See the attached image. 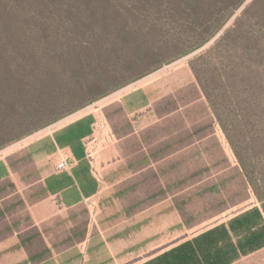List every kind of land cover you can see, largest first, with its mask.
I'll return each mask as SVG.
<instances>
[{
  "label": "rangeland",
  "instance_id": "1",
  "mask_svg": "<svg viewBox=\"0 0 264 264\" xmlns=\"http://www.w3.org/2000/svg\"><path fill=\"white\" fill-rule=\"evenodd\" d=\"M138 3L136 0H0V14H15L18 24L27 25L26 30L32 33L27 48L32 53L36 49L49 52L36 63L30 61L33 72L28 75V81L33 83L29 90L32 93L15 92V96L6 98L5 105L0 102V141L13 139L63 112L78 109L66 118L90 115L93 119V132L85 144L93 168L105 181L104 187L110 195L104 203L127 209L129 217L145 209L151 220L172 219L177 213L188 225L201 227L253 202L262 206L190 64L217 44L218 48L210 51L197 66L203 79L210 81L212 75L230 73L233 61L238 62L234 55L243 56L245 65L249 66L245 75L249 81L242 83H246V89L259 85L264 100V59L260 62L255 55L261 46L259 40L264 38V0H244L207 43L150 72L145 71L152 60L138 61L146 49L160 46L159 54L153 59L160 60L187 43L181 45L176 41V32H182L179 23L167 20L170 24L160 29L150 27L148 21L155 13L146 10L140 13ZM68 20H74L76 25L87 22L88 26L76 28ZM106 23L111 29L101 28ZM39 38L41 42L36 44ZM87 42L92 44L89 46ZM78 43L81 45L77 46ZM166 44L169 49H165ZM241 51L247 54L244 56ZM25 54L32 55L21 52L19 59L27 62ZM208 61L211 63L206 64ZM138 75L143 76L100 96ZM231 87L228 85L226 94L233 98ZM94 97L98 98L87 102ZM250 130L248 127L244 131L248 137L246 148L251 162L259 169L264 166V142L252 141ZM29 136L11 140L0 149V173L4 171L2 161H6L10 170L5 184L9 191H16L7 201L16 204L18 199L23 201L19 214L24 220L25 204L41 196L34 192L40 185L27 186L36 174L27 152L12 151ZM86 204L92 206L93 201ZM123 216L125 212L115 220L122 224ZM53 232L52 240L56 242L64 238L68 229L64 225ZM55 247L56 252L63 245L55 243ZM62 258L55 256L54 264H65Z\"/></svg>",
  "mask_w": 264,
  "mask_h": 264
},
{
  "label": "crops",
  "instance_id": "2",
  "mask_svg": "<svg viewBox=\"0 0 264 264\" xmlns=\"http://www.w3.org/2000/svg\"><path fill=\"white\" fill-rule=\"evenodd\" d=\"M92 132L90 115L65 117L17 144L12 152L25 150L36 173L27 186L40 185L34 192L41 196L25 204V220L19 214L23 201H7L16 191L5 184L10 168L2 161L0 264H54L55 256L65 264H264V212L258 202L201 227L177 213L151 220L146 209L129 217L127 209L105 204L110 195L85 144ZM62 160L68 167L57 170ZM124 212L119 224L115 219ZM64 225L68 232L54 242L53 229ZM55 243L63 245L56 252Z\"/></svg>",
  "mask_w": 264,
  "mask_h": 264
},
{
  "label": "trees",
  "instance_id": "3",
  "mask_svg": "<svg viewBox=\"0 0 264 264\" xmlns=\"http://www.w3.org/2000/svg\"><path fill=\"white\" fill-rule=\"evenodd\" d=\"M136 1L139 2L137 5L140 13L145 10L149 12V14L155 13L151 21H148L150 27H158L160 29L161 26L170 24L171 20L174 23H179L177 25L182 27V32H176V41L181 45H186L184 43H187L184 48L183 46L177 48L175 53L170 55V57L165 56L164 59L160 60H153L155 56L159 54L161 50L160 46L157 47V49L153 47L146 49L144 56L142 55L139 57L138 61L147 59L150 62L152 60V63H148V67L145 71L150 72L173 59L176 60L183 55L190 52L192 53L207 43L244 0ZM131 11L133 13L136 12L134 9H130V12ZM169 15L173 17H168ZM167 20H170V22L167 23ZM68 23L76 28H80V26H88L87 22H81L76 25L74 20H68ZM106 25L107 26L101 25V28L104 30L111 29L109 24L106 23ZM22 26L21 22L18 24L15 14H0V102H2L3 105L6 104V98H8V96L11 94L12 96L16 95L15 92H18L17 95L32 93L29 92V90L30 85L33 83L28 81V75L33 72V64H31L30 61L32 60L36 63V61L38 62L44 59V55L49 54L46 49V52H40L36 49L32 53L27 48L28 42L31 41L33 35L26 30L27 25H25V27ZM43 39L47 43V35L44 34ZM40 40V38L37 39L36 44H40ZM259 43L261 46L255 50V55L261 62L264 59V38H262L261 42L259 40ZM87 44L90 46L92 43L87 42ZM79 45H81V43L77 44V46ZM167 45L168 44L165 45V49H169L170 46ZM24 47L28 50L24 49ZM216 48H218L217 44L210 47L207 52L197 57L196 60L190 64V69L210 104V109L220 125L219 127L227 138L230 148L233 151L250 188L258 200L261 201V209L264 212V166H260L261 168L257 169V165L251 162L246 148L248 137L247 134L244 133V131L250 127L252 130V141L264 142V100L260 96L261 87L257 85L252 87L249 86L248 89L245 88L247 85L242 82H244V80L247 82L249 81L245 77L246 70L249 66L245 65L246 63L243 56H238L237 58V55H234V57L238 62L233 61V65L230 67V73L223 76L221 74L212 75L210 81L203 79V76L197 69V66H200L198 63L202 60L204 61L206 56L210 54V51L213 52ZM21 52L32 54L30 57L25 54L26 61L28 60L27 62L19 59ZM245 52L246 51H241V53H244V56L247 54ZM210 63L211 61H208L206 64ZM36 73L38 72L36 71ZM141 76L143 75H138L130 81L122 82L102 93L100 96L124 87L129 82L136 80ZM237 82H241V84ZM228 85H230V87L231 85H234L231 87L230 91L233 98L230 97V94L229 96L226 94V91L229 92ZM95 98L98 97L91 98L87 102L94 101ZM77 110L63 112L61 115L53 117L48 123L38 128L30 129V131L22 133L13 139L0 141V149L11 142V140H18L21 136L32 135L33 133L49 126V124L56 123Z\"/></svg>",
  "mask_w": 264,
  "mask_h": 264
},
{
  "label": "built area",
  "instance_id": "4",
  "mask_svg": "<svg viewBox=\"0 0 264 264\" xmlns=\"http://www.w3.org/2000/svg\"><path fill=\"white\" fill-rule=\"evenodd\" d=\"M56 167H57V170H63L68 167V162L65 160H62L57 163Z\"/></svg>",
  "mask_w": 264,
  "mask_h": 264
}]
</instances>
